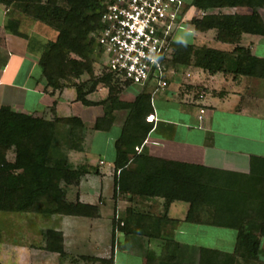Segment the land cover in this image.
Segmentation results:
<instances>
[{"label":"trees","instance_id":"obj_1","mask_svg":"<svg viewBox=\"0 0 264 264\" xmlns=\"http://www.w3.org/2000/svg\"><path fill=\"white\" fill-rule=\"evenodd\" d=\"M18 1L23 4L19 12L57 31L56 40L46 44L48 53L41 59L46 86L56 90L76 85L79 101L85 105L101 104L86 98L84 82L62 83L68 68L75 77L87 72L91 76L92 88L99 82L109 86L106 101L111 100L114 108L130 109L129 119L115 144V163L119 173L114 176V193L131 198H163L164 214L172 202H187L188 221L204 220L215 226L237 230L234 252L221 255L212 251L221 256L219 264L260 259L264 252V158H253L250 173L242 174L138 154L136 147L143 144L151 128L146 119L154 120V116L149 115L154 110L151 96L142 93L132 103L121 102L118 95L122 89L114 85L110 73L106 72L105 77H95L91 74V63L68 58L70 53H75L82 59H88L90 41L86 38L89 32L101 27V18L109 1L61 0L63 4H58V0L45 3L42 0ZM13 2L0 0L6 6ZM190 5V9L207 13L221 7H252L251 15H210L209 12L201 17L199 26L232 35L243 32L264 34V20L258 11L264 8V0H192ZM13 13V7L8 6L6 28L20 33L18 23L10 18ZM171 45L173 53L166 61L168 81L173 78L176 66L189 65L216 73L225 70L229 64L236 73L264 78V59L253 56L248 49L237 48L227 57L225 52L206 46L195 48L192 44L176 40ZM71 121L66 126L57 118L45 119L0 107V211L93 216L92 210L98 207L81 201L68 202L63 190L62 184L78 186L89 171L88 166L74 168L71 163L70 152L83 151L86 137L83 120L73 117ZM113 121L114 116L106 113L98 119L95 129L108 130ZM11 151L13 158L10 159L8 154ZM130 154H134L132 159ZM19 171L24 172L25 177L20 184L13 186L10 176ZM30 171L31 174L28 173ZM123 226L125 224L118 219L117 227L121 232L129 233L130 229ZM45 249L65 255L62 233L48 230ZM109 261L113 264L114 256Z\"/></svg>","mask_w":264,"mask_h":264},{"label":"crops","instance_id":"obj_2","mask_svg":"<svg viewBox=\"0 0 264 264\" xmlns=\"http://www.w3.org/2000/svg\"><path fill=\"white\" fill-rule=\"evenodd\" d=\"M3 11L5 17L6 10ZM213 11L222 15H251L253 8L221 7ZM258 11L264 20V8ZM18 16L23 20L20 33L8 30L5 23L0 39V107L45 119L81 118L86 127L85 147L79 152L81 159H88L96 168L92 169V176L102 178L106 189L108 186V207H111L114 176L119 173L115 144L126 126L130 109L114 108L111 100L106 101L109 86L103 82L92 88L90 79L87 83L76 81L85 83L86 98L101 103L97 105L79 101L76 85L56 90L46 86L41 68L42 47L37 42L43 36L35 33L36 20L27 15ZM208 32L213 34L207 36L206 47L223 51L227 57L235 49L245 48L253 56L264 59V34L232 35L215 28L205 33ZM56 37L57 34L51 41ZM172 73L173 78L165 89L158 88L154 82L145 86H119L121 102L132 103L142 93L151 96L154 110L149 115L154 120L146 119L151 128L143 144L136 147L137 153L222 171L250 173L253 158H264V78L236 73L229 64L216 73L193 65L176 66ZM106 113L114 116L110 128L96 130V122ZM89 131L96 136L106 133L111 141L110 134L119 131L107 160L100 156L104 151L97 147L96 136L88 140ZM133 155L130 154L131 159ZM117 205L118 217L130 230L119 233L121 246L114 252L113 264H219L222 258L215 253H232L236 247V229L204 220L188 221L187 202H172L166 214L163 198L123 199ZM162 214L165 223L156 228L159 222L152 219ZM224 229L233 233H225Z\"/></svg>","mask_w":264,"mask_h":264},{"label":"rangeland","instance_id":"obj_3","mask_svg":"<svg viewBox=\"0 0 264 264\" xmlns=\"http://www.w3.org/2000/svg\"><path fill=\"white\" fill-rule=\"evenodd\" d=\"M13 1L14 2L8 6L13 7L15 13L13 14V19L18 23L19 28H21L23 20L21 21L18 15L25 17L24 14L19 12L23 8V4L18 0ZM47 1L48 0H42L43 3ZM184 2L188 6L184 10L181 20H178L179 23L174 32V39L186 44H192L195 48L206 46L207 36L211 37L213 32H208L206 34L205 32L208 30L202 29L199 23L202 21L201 17L209 14V12L203 14L202 10H196L194 8L189 10L191 6L189 4L192 0H184ZM58 4H63V1L58 0ZM8 6L0 3V39L3 27H5V23H7L8 20L6 15L4 17L3 10H6ZM210 12V15L215 14L213 10H210ZM191 19H193V21ZM25 23L26 22L23 24ZM33 28L35 29V33L43 36L40 37L41 41L38 40L37 42L40 43V47H42L44 56L42 58L44 59L48 53V49L45 51L46 44L53 40L57 31L39 21L36 22ZM92 33L93 32H89L86 38L91 42H89L90 50L88 59H82L75 53H70L68 58L77 59L82 62L88 61V63L92 64L93 71L91 74L98 78L105 77L107 74L101 67L100 56L93 42ZM103 59H107L106 54L103 55ZM69 66H71V64H69ZM70 71L71 70L68 68L66 77L63 79L62 83H73L78 79L86 82L91 78L90 74L87 72H84L80 77H75V74L72 75ZM112 82L118 87L121 86V82L114 77H112ZM71 119L59 120L67 126L71 124ZM91 134H93V132L89 131L88 140H91V136H93V138L96 136V134ZM117 135H119V131L110 134L109 137H111L112 141L110 138L108 139V134L106 133H100L99 136L94 138L98 141V144H96L97 147H100L104 151V154L100 156H103L105 160H107L106 158L112 153L110 148L113 149V146L111 144H113L114 137H118ZM85 141L86 137L83 143L84 147ZM8 155L10 159L13 158V151L9 152ZM70 156L74 168H78L81 165L88 166L89 171L87 175L91 174V176L88 175V177H83L84 179H81L78 186L62 184L63 190L66 193L65 198L68 202L81 201L82 203L98 207L92 210L94 213L93 216H68L58 212L43 215L34 212L0 211V264H111L109 260L114 256L116 248L121 246V242L118 241V235L121 229L117 227V220H120L121 217L119 218L117 215V203L120 200H131L132 198L129 195L124 196L122 194L117 195L116 193H111L112 196L110 198L113 204H111L109 208L108 186L106 189L102 178L99 180L92 176L94 173L92 169L96 170V168H94L93 164L88 163V159H81L82 157L79 152H70ZM82 161H84V163ZM132 166L133 165H131V167ZM28 173L31 174L32 171ZM20 176H22V178ZM24 177V172L20 171L11 175V185L16 186L20 184ZM93 184H95V188L92 186ZM135 198L138 197H134V199ZM54 207L55 206H52V209H55ZM135 209L139 210V207L136 206ZM152 221L159 222V224L155 226L156 228H160V225L163 222L165 223L163 214L155 216V219H152ZM123 228L130 229L128 224H125ZM48 230L62 233L65 255L61 256L57 252H50L45 249L46 233ZM222 231L225 233H233V230L224 229ZM113 234L115 236L114 238ZM262 247H264V242L262 243ZM261 255L262 257L260 259L258 258L253 261L241 259L239 264H264V252H262Z\"/></svg>","mask_w":264,"mask_h":264},{"label":"built area","instance_id":"obj_4","mask_svg":"<svg viewBox=\"0 0 264 264\" xmlns=\"http://www.w3.org/2000/svg\"><path fill=\"white\" fill-rule=\"evenodd\" d=\"M108 1L101 27L92 33L102 69L121 86L154 82L160 89L167 88L166 61L173 53L171 44L184 14V0Z\"/></svg>","mask_w":264,"mask_h":264}]
</instances>
